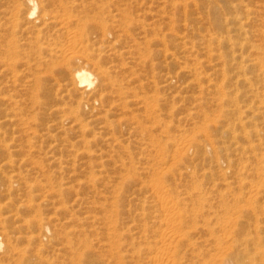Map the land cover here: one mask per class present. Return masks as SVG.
Returning a JSON list of instances; mask_svg holds the SVG:
<instances>
[{
    "label": "rangeland",
    "instance_id": "1",
    "mask_svg": "<svg viewBox=\"0 0 264 264\" xmlns=\"http://www.w3.org/2000/svg\"><path fill=\"white\" fill-rule=\"evenodd\" d=\"M93 1L86 14L92 39L97 42L91 41L87 52L93 60L102 54L100 61L110 66L117 78L126 74L127 79H141L149 84L140 89L134 81L139 95L146 90L149 99L157 98L158 106L151 113L165 120L170 137L177 139L181 149L161 151L156 146L160 152L155 148L157 143L152 149H136L125 140L129 128L126 119L106 115L111 100L117 98L115 94L102 101L97 98L90 101L88 89L69 94L71 87L61 86L64 81H56L64 75L67 65L64 60L57 59L60 65L38 70L41 84L44 83L42 89L26 87L24 80L27 78L22 73L5 79L0 77V97L6 101L1 107L8 119L4 125L7 133L2 130L0 133V179L5 181L4 186L0 185V239L3 242L0 264H24L25 259L28 264H215L225 255L231 238L227 231L217 227L229 220L221 213L220 204L225 203L235 214L237 205L246 203L244 195H248L249 190L239 184L238 187L232 184L219 188L224 182L234 181L233 172L220 171L214 160L202 161L194 150L187 149L190 141L200 143L206 151L204 154L210 156L212 147L208 139L214 145L228 140L220 138L214 127H232L251 104L247 85L237 83L232 71L224 77L220 73L224 65L238 61L221 56L219 51L225 53L228 49L214 40L229 31L233 37H246V26L238 30L234 25V22H246V13L241 7L258 8L261 4L264 6V0ZM42 2L48 4V10L56 11V0H40ZM16 4L25 7V0H0V39L14 35L19 45L23 35L28 36L29 32H24L23 26L12 29L15 22L12 18L7 20ZM102 24L108 26L107 31L101 28ZM253 29L256 31L253 38L256 52L264 61V16H254ZM100 36L107 41L103 51L99 49ZM16 51L20 52L19 47ZM135 51L145 55L147 64L130 61L128 57L138 56ZM245 76L250 75L246 73ZM259 79L264 85V74L259 75ZM4 80L7 86H3ZM226 81L229 84L222 95L218 86ZM44 97L49 99L47 106L42 104ZM76 100L84 106L80 107ZM87 100L93 102L94 111H99L113 126L103 135L97 133L99 125L89 126L84 138L79 137L81 132L77 128L71 133L62 132L58 114L52 111L68 108L65 116L86 123L92 117ZM131 106L128 110L138 113L140 124L159 134L158 126L144 117L152 110ZM44 107L52 114H41ZM243 119L244 125L235 128L238 143H257L260 136L254 137L252 131L258 123L262 127L264 110L257 120ZM261 151H264V144ZM181 152L185 155L181 156ZM250 157L247 152L234 156L235 160L251 161ZM210 167L216 174L199 177ZM222 176L227 179L222 181ZM251 179L248 177L244 181ZM161 191L165 200L178 203L177 211L167 209L160 202ZM220 193L225 194V199L220 198ZM230 194L241 197V201L234 202ZM199 199L205 200L201 209L196 205ZM255 206L254 213L243 212L240 218L264 227V198ZM237 217L240 219L239 214ZM179 219L182 226L178 225ZM46 229H49L47 233ZM258 235L264 236V232ZM260 246L264 251V243Z\"/></svg>",
    "mask_w": 264,
    "mask_h": 264
},
{
    "label": "bare ground",
    "instance_id": "2",
    "mask_svg": "<svg viewBox=\"0 0 264 264\" xmlns=\"http://www.w3.org/2000/svg\"><path fill=\"white\" fill-rule=\"evenodd\" d=\"M56 1L58 2V5L56 7V11L54 12H52V10H48V4L43 2L40 3V0H25V7H22L20 4H16L10 11L7 20H10L9 18H12L13 22H15V24L13 23L11 25L12 29L16 26H23L24 32L27 30L29 33L26 34L29 35L25 36L22 34L24 38H22V42L19 45H17L16 40L14 39V35L8 38L5 35V38L0 39V77H2V79H5L10 75L17 76L18 73H22L25 76L24 78H27L24 80L26 87L30 88L34 86L35 90L38 89V87L42 89L44 88V83L41 84L42 76L38 74V70L40 68H52L54 65L59 64L58 61L60 59L64 60L67 62V65H65L63 69L64 75L63 77H61V79L56 78V81H64L61 86L69 85L71 87L69 89V94L70 92H78V90L84 91L88 89V100L90 101L91 99L93 100L95 98L102 101L109 98L108 96L110 94H115L117 98L111 100V104L108 105L109 107L105 111L106 115L113 114L117 117L118 120L126 119L125 123L129 128L127 131L128 137L125 140H128L130 144H133L136 149H152L155 143H157L158 145H155L157 151L160 148L161 151L163 149H172L174 150V152L180 150L181 147L176 143L177 139L175 137H170L168 126L165 123V120L162 119L159 115H156L154 113L155 115L153 116L151 113L153 111L155 112V107L158 106L157 98L153 97L149 99L145 94L147 92L146 90V92L140 90V92L143 91L144 93H140L141 95L136 92V89L138 88L136 87L137 85L140 87V89H142V87H144L143 85L148 87L149 84L147 82H142L141 79L134 80L133 78H129V80L126 78L128 77L126 76V74L121 73V76L117 78L115 76L117 75V73L115 72L116 74L113 75V70L111 71L110 66H105V64H102V62L100 61V59L102 58V54H99L100 56L97 60H93L90 57V54L87 52L88 44H90L94 39H92V34L89 31L91 25H88L89 17L86 14V10L89 9L88 6L92 5L94 1L79 0L78 3H75L71 0ZM235 8H237V5L235 6ZM241 8H243L244 12L246 13V22H234V25L237 26L238 30H241L246 26V33L248 35L246 37H242L241 35L233 37L232 35H230L229 31V34L225 33L221 34L218 37H215L214 41L219 43L221 47L223 46L225 50L228 49L225 53L219 51V54L221 56L233 61H238L233 65H224V68L220 69V73L224 77L228 75L229 71H232L236 76L237 83L247 85V90L252 96L251 104L249 106H246V110L242 112L243 115L239 116L237 121L232 123V127L220 129H217L216 126L214 127L216 128L215 130H218L217 132L219 133L220 138H227L228 140L216 142L217 145H214L213 141L208 139L209 142H207L212 147L211 152L209 151L211 153V157L204 154L206 151H203V147L200 143H193V141H190V146L187 149V151L194 150L195 155H197L198 158L202 161L211 158L212 160H214L213 162L216 163L214 165L218 169H220V171H223L225 173H229L228 171L233 172L234 177L231 178L234 181L232 183L224 182L221 184L222 187L219 188H228L232 184H236L238 187L239 184V187L241 186V188H248L249 190V194L244 195L247 196L246 203L243 205H237L239 207L235 209V214L237 215L234 214V210L232 208H226L227 205L225 203L220 204V206L223 207L222 211L220 210L221 213H224L226 217L228 216L229 220L227 222H225L224 220L223 222H225V224L219 223L222 220L221 214V220H216L219 221L218 223L220 224L219 226L217 225V227L221 230L227 231L231 238L229 239L230 244L228 243L229 246L225 252V255L223 257H220V259L217 260L215 264H264V251H262V246H260L262 245V243H264V236L258 235V233L264 232V227L258 225V223L246 222L245 220L240 218V214H242L243 212L254 213L256 211V209H254L256 208L255 204L258 203L261 198H264V151H261V145L264 144V142L261 141V139L264 141V139L262 138L264 134V122H262V127L259 123L256 124L255 128L252 131L254 137L260 136V138H257V143H251L249 141L238 143L239 138L235 133L236 127L240 128L244 125L243 117H250L253 120H257L260 118L261 111L264 110V85L260 84L261 82L259 79V75L264 74V61H261L259 59L260 53L256 52L257 48L253 40V38L256 36V31L253 29L254 16H264V6L261 4L258 8H254L253 5H251V7L242 6ZM232 20L234 19H231L230 21ZM126 24L128 25V20H126ZM101 28L107 31L108 26L106 24H102ZM219 29H222V27L219 26ZM260 33L258 34V38L261 40V37H263V31H261ZM104 38L105 37L101 38L100 40L98 39L100 43L99 49L102 51L105 48V42H107ZM93 42L96 43L97 41ZM43 43L45 45H43ZM17 47H19L20 49V52L18 53L16 51ZM135 47L138 48L139 45ZM258 49H261V47H259ZM137 50L139 51V48ZM135 52V54H138V56L135 55V58L128 57L130 58V61L132 60V62H134L135 60H138V62L143 61L144 64H147L145 55L137 51ZM124 53L126 52L124 51ZM57 59L59 60L57 61ZM82 62L83 65H81ZM77 63L80 64V66L76 65ZM71 64L73 65V67H71ZM141 65L143 64L141 63ZM20 68H22L23 70L20 71ZM112 69H114V67H112ZM129 69L127 70L129 71ZM256 70L257 72L259 71V73H257ZM119 71L122 70L119 69ZM246 73H248L250 76L246 77ZM134 81L137 82V85ZM228 81H230V78L228 79ZM228 81L218 86L220 92H223L226 85L229 84ZM2 84L3 86H7V81L4 80ZM131 84H134L135 86H131ZM222 95H224V92ZM44 98L45 101L42 104L43 106H47V102H49V99L47 97ZM88 100V106L92 108L93 102L89 103L90 101ZM234 100L235 102H237V98H235ZM5 102L6 101H4V98L0 97V133L1 130L3 131V133H7L8 131V129L4 126L7 124V114L5 112V109L1 107ZM76 103L80 107L84 106V104L80 101L76 100ZM38 105L39 107H41L40 104ZM135 105H138V108L141 106L144 107V110L146 109V111H148V109L149 111L152 110L150 111V114H146L144 115V117L148 119L151 124L155 123L158 126L157 128H159V134H155L154 132L152 133L151 131L147 130L145 126L140 124L141 118L139 119L138 113L136 114L133 112L134 109H132L133 111H131V109L128 110L129 106L135 107ZM236 105H238V102L236 103ZM42 109L43 112L41 114H46L47 108L44 107ZM118 110L120 112H118ZM67 111H69V109L65 107H59L52 111L54 115L58 114V121L61 124L59 127L62 128V132L64 133H71L72 130L77 128L81 132L79 137L84 138V133L88 132L89 126L95 128L97 125H99L97 128V133L100 135H103L108 130V127L113 126L111 121H108L102 114H100L99 111H94V108L91 109L92 117L86 123H83L80 119H71L70 117L65 116ZM47 114L51 115L50 113ZM59 114L64 116L61 117ZM101 119L102 121L100 122ZM23 124H25V122H23ZM54 128L57 129L55 126ZM131 137H133V139H131ZM119 146L120 148L124 147V145ZM156 146L160 148L157 149ZM204 147L206 148V145H204ZM144 150L145 149H143V151ZM126 151H128V149ZM245 152L251 154V161L245 158V160H235L234 156H242V154L245 155ZM180 155L183 156L185 154L184 152H181ZM222 164H225V166H223ZM122 165H124V163H122ZM211 167L209 168V171L207 170V172L203 170L202 175H199V177L202 176L207 178L211 177L212 174H216L213 170H211ZM221 174L223 175V173ZM248 177L252 178L251 181H244ZM221 179L222 181H225L227 178L222 176ZM0 181V185L4 186V179H0ZM195 187L197 189V186ZM216 189L217 188H215V190ZM165 193L168 195L166 190ZM219 196L221 199H225L224 193H220ZM230 196H232L234 202L239 203L241 201V197H237L235 194H230ZM158 199L167 207V209H173V212L178 210V203L176 204L172 200H165L162 191L160 192ZM203 200L204 199H199V203H196V205L199 204L198 206L200 207V209L204 207ZM217 212L218 211H216V214ZM177 214L180 216L179 218H182L181 212H178ZM238 214L240 219H238L237 217ZM225 215L223 216L225 217ZM165 218L169 219L168 214H165ZM179 223L180 224L177 223L179 226L183 225L180 219ZM48 230L49 229L44 230L45 233H47ZM249 230H252L253 232H248ZM212 233L213 231H211L210 234L212 235ZM217 241L215 242L219 245V242ZM2 245L3 242L0 239V249L2 248ZM24 264H28L27 259L24 260Z\"/></svg>",
    "mask_w": 264,
    "mask_h": 264
}]
</instances>
